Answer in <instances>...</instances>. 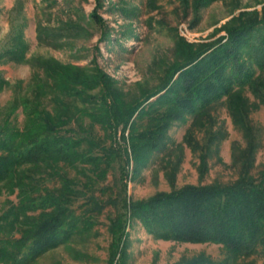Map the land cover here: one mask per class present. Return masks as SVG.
<instances>
[{
	"label": "rangeland",
	"instance_id": "obj_1",
	"mask_svg": "<svg viewBox=\"0 0 264 264\" xmlns=\"http://www.w3.org/2000/svg\"><path fill=\"white\" fill-rule=\"evenodd\" d=\"M193 1L189 0L185 7L181 0H0V126L22 130L29 110L34 116L71 111L68 127L79 135L102 147L123 148L122 126L113 136L110 128L97 123L89 113L101 106L105 88L109 86L110 98L123 102L125 107L143 104L133 121L143 107L168 90L170 86L164 85L169 73L184 62L188 52L226 37L225 24L241 11H261L264 6V0H213L195 9ZM93 12L102 22L91 18ZM71 24L81 29L70 32L61 29ZM41 29L49 33L42 34ZM50 64L66 66L74 77L101 79L94 86L78 84L73 88L82 91L84 96L64 100L63 93L55 89L54 81L47 74ZM42 87L46 91L38 95L35 90ZM156 92L159 93L153 96ZM245 93L258 106L250 113L251 123L259 130V147L251 171L257 174L264 169V102L255 98L249 89ZM53 95L59 99H53ZM85 95L94 96L95 106L84 100ZM224 99L215 104L210 116L200 120L206 128L214 122V131L221 133V139L215 141L207 157L208 171L202 178L201 151L193 152L184 138L192 127L194 139L204 146L206 131L201 125H193L191 115L172 122L162 146L148 160L135 161L130 154L127 180L120 178L116 162L101 179L97 178L100 174L97 170L88 171L89 177L95 180L88 189L83 184L89 177L78 172L83 163H78V168L64 167L66 175L78 180V187L84 191L71 208L78 218L77 231L68 242L40 256L36 264H175L199 255L228 263L229 251L222 243L157 238L129 208L132 202L146 201L187 185L228 184L239 177L233 150L235 144L245 146L246 141ZM130 124L125 130L128 146ZM140 126H144L141 121ZM88 148L84 143L80 150L85 152ZM93 152L104 153L98 147ZM105 164L102 163V168ZM44 183L50 189L61 184L54 178H47ZM18 200L17 188L11 193L7 186H2L0 216ZM96 204L103 209L96 211ZM126 210L124 235L118 240L120 232L112 230L111 225L118 212L124 214ZM30 213H40V210ZM251 259L255 264H264L261 251L231 264Z\"/></svg>",
	"mask_w": 264,
	"mask_h": 264
},
{
	"label": "trees",
	"instance_id": "obj_2",
	"mask_svg": "<svg viewBox=\"0 0 264 264\" xmlns=\"http://www.w3.org/2000/svg\"><path fill=\"white\" fill-rule=\"evenodd\" d=\"M181 1L188 7L189 0ZM211 1L194 0L192 5L198 9ZM91 18L102 22L96 12ZM61 29L70 32L81 27L71 24ZM224 29L226 37L188 52L184 62L173 67L164 85L165 88L170 86L168 90L143 107L133 121L143 104L125 107L123 102L110 98L109 86L105 88L101 106L89 113L97 123L110 128L113 136L122 126L123 148L102 147L87 136L79 135L68 127L71 111L34 116L29 110L22 130L0 126V192L2 186H7L11 193L17 188L19 198L0 216V264H36L40 256L68 242L77 231L78 218L71 208L84 191L78 187V180L66 175L64 167L78 168L81 162L84 167L79 169L80 174L89 177L88 171L97 170L100 173L97 178L101 179L118 162L120 178L127 180L130 154L135 161L148 160L149 155L162 146L172 122L186 115L193 116V125H201L206 131L204 146L194 139L192 127L184 138L193 152L201 151L202 178L208 171L207 157L215 141L221 139V133L214 131V122L206 128L205 122L200 123V120L210 116V111L223 97L235 126L243 132L246 141L245 146L235 144L233 150L239 177L228 184L187 185L146 201L132 202L129 208L157 238L222 243L230 255L228 263L199 255L183 258L175 264H231L260 251L264 255V169L257 174L251 172L259 147V130L251 123L250 113L258 106L245 93L249 89L255 98L264 102V6L261 11H241ZM42 30L40 33H49ZM47 74L54 81L55 89L63 93L64 100L84 96L82 91L73 88L78 84L94 86L101 79L74 77L66 66L51 64ZM176 74L177 78L170 84ZM35 91L40 95L46 87ZM84 100L95 106L94 96L85 95ZM130 122L128 146L125 130ZM84 143L89 147L85 152L80 150ZM97 147L104 153L94 154ZM103 162L107 163L104 168ZM47 178L59 179L60 186L52 189L45 186ZM91 178L83 184L88 189L95 184ZM102 209L103 206L96 204V211ZM35 210L40 213H30ZM127 213V210L124 214L119 211L111 225L112 230L120 232L118 240L124 235ZM14 233L20 235L17 237ZM242 264L255 262L251 259Z\"/></svg>",
	"mask_w": 264,
	"mask_h": 264
}]
</instances>
